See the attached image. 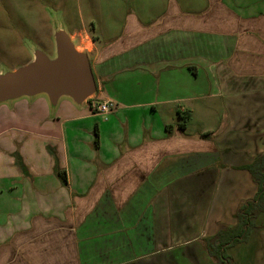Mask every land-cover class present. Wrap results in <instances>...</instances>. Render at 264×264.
Here are the masks:
<instances>
[{"label":"crops","instance_id":"obj_1","mask_svg":"<svg viewBox=\"0 0 264 264\" xmlns=\"http://www.w3.org/2000/svg\"><path fill=\"white\" fill-rule=\"evenodd\" d=\"M196 5L129 12L101 39L73 26L106 116L0 103V264H214L201 239L257 192L239 167L264 152V0Z\"/></svg>","mask_w":264,"mask_h":264},{"label":"rangeland","instance_id":"obj_2","mask_svg":"<svg viewBox=\"0 0 264 264\" xmlns=\"http://www.w3.org/2000/svg\"><path fill=\"white\" fill-rule=\"evenodd\" d=\"M194 1L200 7L205 4V0ZM166 3L167 0H0V72L28 63L35 48L53 57L56 25H63L69 33L82 23L101 39L112 33L127 13L147 10L148 16L155 17ZM227 253L234 264H264V213L257 216V226L248 240L229 247Z\"/></svg>","mask_w":264,"mask_h":264},{"label":"water","instance_id":"obj_3","mask_svg":"<svg viewBox=\"0 0 264 264\" xmlns=\"http://www.w3.org/2000/svg\"><path fill=\"white\" fill-rule=\"evenodd\" d=\"M53 38V57L35 48L28 63L0 72V103L44 94L51 106L61 97L81 105L96 93L87 53L76 48L63 25L55 26Z\"/></svg>","mask_w":264,"mask_h":264},{"label":"trees","instance_id":"obj_4","mask_svg":"<svg viewBox=\"0 0 264 264\" xmlns=\"http://www.w3.org/2000/svg\"><path fill=\"white\" fill-rule=\"evenodd\" d=\"M188 119L189 114L185 113L182 116L181 129L185 127ZM239 168L249 172L251 179L257 185V192L253 198L239 204L235 225L219 229L214 235L201 239L204 249L214 264H234L227 249L247 241L250 232L257 226V216L264 213V152L257 155L251 163Z\"/></svg>","mask_w":264,"mask_h":264},{"label":"built area","instance_id":"obj_5","mask_svg":"<svg viewBox=\"0 0 264 264\" xmlns=\"http://www.w3.org/2000/svg\"><path fill=\"white\" fill-rule=\"evenodd\" d=\"M89 107L93 113L106 116L115 108V105L111 101H101L97 98H90Z\"/></svg>","mask_w":264,"mask_h":264}]
</instances>
